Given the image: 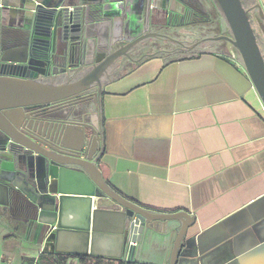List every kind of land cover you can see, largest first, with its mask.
Returning <instances> with one entry per match:
<instances>
[{"label": "crops", "instance_id": "0c3cea01", "mask_svg": "<svg viewBox=\"0 0 264 264\" xmlns=\"http://www.w3.org/2000/svg\"><path fill=\"white\" fill-rule=\"evenodd\" d=\"M247 4L264 22V0ZM154 7L170 10L164 0ZM5 13L16 34L21 10ZM90 110L83 120L101 137L96 162L104 182L168 220L154 222L130 260L124 208L89 200L86 179L69 174L65 185L40 194L20 177L0 178V264H36L42 253L172 264L174 252V264H264V105L240 55L218 42L172 59L120 63ZM54 196L57 219L48 213ZM38 200L47 212L41 220L53 225L33 222Z\"/></svg>", "mask_w": 264, "mask_h": 264}, {"label": "water", "instance_id": "95a60500", "mask_svg": "<svg viewBox=\"0 0 264 264\" xmlns=\"http://www.w3.org/2000/svg\"><path fill=\"white\" fill-rule=\"evenodd\" d=\"M18 1L22 5L0 0V20L6 11L21 10V21L26 25L24 32L15 34L23 43L0 51V67L4 69L0 70V178L20 177L40 194L47 193L56 183L65 185L69 174L86 179L89 200L109 198L124 208L122 233L131 260L138 245L154 233V222L168 220L169 216L149 212L109 188L96 162L101 137L92 124L83 120L90 113V106L66 105L65 101L94 89L102 92L109 63L103 61L88 69L89 30L103 23L108 29L118 27L123 40L130 43L141 33L145 21L150 23L151 10L158 0H15ZM213 2L222 11L233 36L213 39L228 40L236 48L264 105V54L249 10L242 0ZM74 57L78 62L71 64ZM60 63L64 67L58 76L54 67ZM36 65H45L49 71L39 73ZM79 126L81 139L70 144L69 132ZM56 197L48 209L54 219L59 208ZM44 209L40 200L34 203L33 222L53 225L55 221L41 220L47 213ZM174 258L175 252L172 264Z\"/></svg>", "mask_w": 264, "mask_h": 264}, {"label": "flooded vegetation", "instance_id": "af4514ba", "mask_svg": "<svg viewBox=\"0 0 264 264\" xmlns=\"http://www.w3.org/2000/svg\"><path fill=\"white\" fill-rule=\"evenodd\" d=\"M169 5V9H158L157 7L151 10L150 23L145 21L141 33L132 39L130 43L123 40L124 34L118 27L108 29L107 26L101 24L102 29L95 30L93 26L89 30L90 49L87 60L91 61L92 57L102 55L101 62H108L105 75L102 82L109 76L110 72L118 67L120 63L128 65L129 63L141 60L147 56H162L167 59H172L180 56L183 52L196 50L201 45L209 43L213 45L220 42L219 40L208 37H196L198 34L207 35L211 31L217 30L221 24L216 22L211 16L214 15L216 4L213 0H164ZM28 2V1H27ZM28 4H31L30 1ZM22 2H19V6ZM12 12V11H11ZM9 12V15H11ZM30 14V13H27ZM23 15V12L22 14ZM181 17L180 22L177 20ZM163 20V22H161ZM25 24L21 21L20 28L17 33L25 28ZM11 24L4 20H0V51L10 48L15 44L23 43L21 39H17L15 34L11 31ZM191 27V30L189 28ZM193 29V30H192ZM187 32L193 33L196 37L194 41L189 44L187 39ZM184 37V38H183ZM189 37V36H188ZM44 46L46 43H42ZM43 46V45H42ZM193 47V49L191 48ZM96 54V55H95ZM78 62L77 57L71 59V64ZM64 63H60L59 67H54L58 76L62 75ZM4 71L3 67H0ZM36 71L39 73H47L49 69L45 65H36ZM99 89L91 90L84 96H78L74 99L66 100V105L77 103L82 107L93 106L98 104L100 99ZM87 119V117H86ZM82 120V119H81ZM89 133L94 134V130L87 128ZM97 132L96 128L94 127ZM79 135V143L81 139L82 127L77 129ZM98 133V132H97ZM95 136V135H94Z\"/></svg>", "mask_w": 264, "mask_h": 264}, {"label": "trees", "instance_id": "16d2710c", "mask_svg": "<svg viewBox=\"0 0 264 264\" xmlns=\"http://www.w3.org/2000/svg\"><path fill=\"white\" fill-rule=\"evenodd\" d=\"M251 24L255 36L257 38V41L264 54V22L260 19H257L256 22L251 20ZM217 30L219 31L218 35H222L225 33L226 29L225 27L221 26ZM36 264H142V263L136 261H130V260L126 261L124 259H121L117 262H113L110 260L95 258L88 255L74 256V255L61 254V253L59 254L42 253L39 255Z\"/></svg>", "mask_w": 264, "mask_h": 264}, {"label": "rangeland", "instance_id": "374dc122", "mask_svg": "<svg viewBox=\"0 0 264 264\" xmlns=\"http://www.w3.org/2000/svg\"><path fill=\"white\" fill-rule=\"evenodd\" d=\"M247 1L248 0H242V2L244 3L245 7L247 8L248 7V4H247ZM249 16H250V19L252 21H254V18L253 16L251 15V13H249ZM214 20H216V22L220 23L222 26L225 24V33L222 34V35H226V36H229V37H233L232 36V33H231V30L225 20V17L222 13V11L220 10V8L218 7V5H216V9L214 11V15L211 16ZM179 19L177 20L178 22H180L181 20V17H178ZM161 22H163V20H161ZM189 30H191V27L189 28ZM193 30V29H192ZM218 33L219 31L218 30H214V31H211L209 34L207 35H201V34H198L196 37H210V36H218ZM187 39H189V44L195 40L196 37L192 36L191 34L193 33H190V32H187ZM189 36V37H188ZM184 38V37H183ZM220 45H221V48L222 50H224L226 53H229V54H234V55H240L239 52L236 50V48L231 44V42H229L228 40H225V39H222L220 42ZM209 43H207L206 45H201L200 47L198 48H206L208 47ZM211 46V45H210ZM193 49V47H191ZM197 48V49H198ZM194 53V51H192L191 49L189 51H186V52H183V54H181L180 56H185V55H188V54H192Z\"/></svg>", "mask_w": 264, "mask_h": 264}]
</instances>
